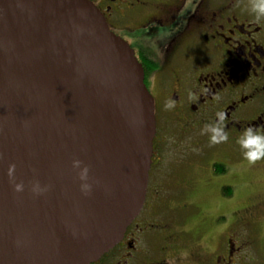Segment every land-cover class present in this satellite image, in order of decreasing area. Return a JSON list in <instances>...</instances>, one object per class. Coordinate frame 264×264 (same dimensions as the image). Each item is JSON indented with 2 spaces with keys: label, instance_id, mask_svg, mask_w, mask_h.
<instances>
[{
  "label": "water",
  "instance_id": "95a60500",
  "mask_svg": "<svg viewBox=\"0 0 264 264\" xmlns=\"http://www.w3.org/2000/svg\"><path fill=\"white\" fill-rule=\"evenodd\" d=\"M144 78L92 2L0 0V264H92L122 240L153 154Z\"/></svg>",
  "mask_w": 264,
  "mask_h": 264
},
{
  "label": "flooded vegetation",
  "instance_id": "af4514ba",
  "mask_svg": "<svg viewBox=\"0 0 264 264\" xmlns=\"http://www.w3.org/2000/svg\"><path fill=\"white\" fill-rule=\"evenodd\" d=\"M88 1L135 51L156 119L143 209L92 264H264V190L207 236L176 221L199 214L191 198L202 167L227 199L237 197L229 187L264 186V176L242 178L264 174V159L247 163L236 143L244 128L264 131V17L255 18L250 0ZM169 100L175 106L165 108ZM218 111L228 139L211 144L203 129Z\"/></svg>",
  "mask_w": 264,
  "mask_h": 264
},
{
  "label": "rangeland",
  "instance_id": "374dc122",
  "mask_svg": "<svg viewBox=\"0 0 264 264\" xmlns=\"http://www.w3.org/2000/svg\"><path fill=\"white\" fill-rule=\"evenodd\" d=\"M182 168H178L177 173L182 174ZM204 172L205 167H202L198 172V176L203 178L204 181L198 187H193L191 198V203L199 209V214L195 217L187 216L186 219L176 216V221L180 228L183 227L185 231L201 236H207L213 231H219L227 218L235 210L239 209L241 204L250 201L258 195V192L262 193L264 190V186L259 184L247 185L246 187H229L230 190L231 188L237 190V197L235 201L227 199L224 193L227 187H218L216 184L208 183L209 174H204ZM262 176H264L262 172H249L245 175L242 173L243 180H260Z\"/></svg>",
  "mask_w": 264,
  "mask_h": 264
},
{
  "label": "clouds",
  "instance_id": "9594fccd",
  "mask_svg": "<svg viewBox=\"0 0 264 264\" xmlns=\"http://www.w3.org/2000/svg\"><path fill=\"white\" fill-rule=\"evenodd\" d=\"M250 11L255 14V18L259 20L264 17V0H250ZM175 100H169L165 104V108H172L175 106ZM217 121L215 123H210L204 125V131L210 133L209 142L211 144L221 143L228 139L227 133L224 131L223 121L225 119V113L223 111H218L216 113ZM236 143L240 146L242 150L243 159L249 163L254 164L255 162L264 159V131L259 127H247L244 128L236 139ZM79 161H74V165H79ZM16 165L9 164L8 167V177L9 182L13 187V191L20 193L24 190L23 183H17L14 170ZM88 169L85 167L81 170L80 178L84 179L87 176ZM98 183V181H97ZM50 186L41 187L39 184H34L30 191L34 196H41L48 192ZM80 192L84 196H89L92 192V186L89 184H82L80 186Z\"/></svg>",
  "mask_w": 264,
  "mask_h": 264
}]
</instances>
